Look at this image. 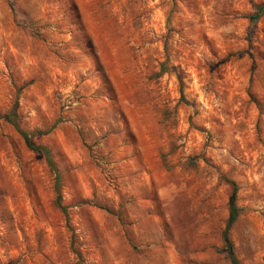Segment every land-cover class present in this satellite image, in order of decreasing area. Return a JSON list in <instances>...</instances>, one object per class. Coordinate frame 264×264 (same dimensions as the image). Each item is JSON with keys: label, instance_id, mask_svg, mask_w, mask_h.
<instances>
[{"label": "rangeland", "instance_id": "374dc122", "mask_svg": "<svg viewBox=\"0 0 264 264\" xmlns=\"http://www.w3.org/2000/svg\"><path fill=\"white\" fill-rule=\"evenodd\" d=\"M263 1L0 0V264H264Z\"/></svg>", "mask_w": 264, "mask_h": 264}, {"label": "trees", "instance_id": "16d2710c", "mask_svg": "<svg viewBox=\"0 0 264 264\" xmlns=\"http://www.w3.org/2000/svg\"><path fill=\"white\" fill-rule=\"evenodd\" d=\"M252 6H253L254 14L249 16L248 18H249L250 23L254 25L264 15V1L259 4H253ZM1 118L15 127V129L18 131V133L23 138L26 147L30 151L34 152L37 156L43 157L47 165L49 166V168L53 170L56 174L55 164L53 162L50 151L46 147L35 145L32 142V138L34 136L39 135L41 133H46V132L34 131L32 133H29L23 130L19 125V120L17 118L15 108H13L8 114L1 116ZM224 180L231 187V193L228 199V218H227V222H226L225 228L222 233V240L224 244L223 252L226 254L227 258L229 259L230 264H240V262L235 256L233 244L229 237V232L232 226L235 224V222L237 221L238 217L240 216L242 212V209L239 208L236 204L238 187L234 181H231L228 179H224ZM55 189L57 192L56 203L61 209H63L62 206L60 205L61 199L58 193V190H59L58 175H56V179H55Z\"/></svg>", "mask_w": 264, "mask_h": 264}]
</instances>
